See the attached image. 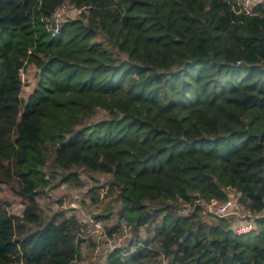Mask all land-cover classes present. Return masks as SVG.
Returning <instances> with one entry per match:
<instances>
[{
	"label": "trees",
	"instance_id": "trees-1",
	"mask_svg": "<svg viewBox=\"0 0 264 264\" xmlns=\"http://www.w3.org/2000/svg\"><path fill=\"white\" fill-rule=\"evenodd\" d=\"M63 2L84 6L55 28ZM231 2L0 0V182L23 202L0 201V264H72L85 224L36 194L78 168L109 174L105 233H133L102 264H264V213L236 233L204 206L264 209V0Z\"/></svg>",
	"mask_w": 264,
	"mask_h": 264
},
{
	"label": "rangeland",
	"instance_id": "rangeland-1",
	"mask_svg": "<svg viewBox=\"0 0 264 264\" xmlns=\"http://www.w3.org/2000/svg\"><path fill=\"white\" fill-rule=\"evenodd\" d=\"M79 12L67 11L61 16L60 21L78 16ZM34 73L35 67L32 64H26L20 70L22 96H26L33 88L35 84ZM77 171L83 182L82 185L77 186L73 180L58 182L53 187L45 186L42 191L36 194V199L43 215L50 216L54 212H62L66 215L74 213L85 224L83 234L86 238L79 245V254L72 261V264H102L108 251L115 246L126 245L133 233L129 226L125 224L119 231L112 234L114 238H110L111 235L105 233L103 228V224L106 222L105 219L99 218L101 227L89 228V231L87 230L88 234H86L88 219L93 218L96 213L105 212L109 207L111 210L115 209L116 203L113 199L103 197L109 174L103 172L87 173L80 168ZM92 184H99V187L96 188L98 200L95 202L93 198H90L87 190ZM0 201L9 212L19 214L23 207L22 198L16 195L10 185L5 182H0ZM114 218L113 215L108 222L114 221ZM140 231L143 233V229ZM108 239L114 242L112 246L108 245Z\"/></svg>",
	"mask_w": 264,
	"mask_h": 264
},
{
	"label": "built area",
	"instance_id": "built-area-1",
	"mask_svg": "<svg viewBox=\"0 0 264 264\" xmlns=\"http://www.w3.org/2000/svg\"><path fill=\"white\" fill-rule=\"evenodd\" d=\"M258 0H232L231 6L236 11H242L245 13H248L251 11V4ZM82 6H75L73 4H69L67 2H63L58 4L51 15V20L53 22V26L56 28L61 16L67 12V11H74L79 12L81 10ZM204 206L207 210L214 212L217 215L225 216V217H231L232 218V229L236 233H240L246 230H249L254 226L253 218L261 213H264V211L260 212H250L247 210H244L242 206L240 205L237 200L232 197L228 196L224 199H217V198H211L208 201L204 202ZM264 210V209H263ZM100 228L101 223L98 218H89L86 225V234L87 230L89 231V228ZM91 233V232H90ZM83 235V234H82ZM85 235V234H84ZM110 238H114V236L111 235ZM108 245L112 246L114 242L110 241L108 239Z\"/></svg>",
	"mask_w": 264,
	"mask_h": 264
},
{
	"label": "crops",
	"instance_id": "crops-1",
	"mask_svg": "<svg viewBox=\"0 0 264 264\" xmlns=\"http://www.w3.org/2000/svg\"><path fill=\"white\" fill-rule=\"evenodd\" d=\"M262 211H264V210H262Z\"/></svg>",
	"mask_w": 264,
	"mask_h": 264
}]
</instances>
